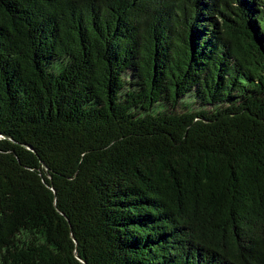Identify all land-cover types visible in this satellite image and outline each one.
I'll list each match as a JSON object with an SVG mask.
<instances>
[{
    "label": "trees",
    "instance_id": "obj_1",
    "mask_svg": "<svg viewBox=\"0 0 264 264\" xmlns=\"http://www.w3.org/2000/svg\"><path fill=\"white\" fill-rule=\"evenodd\" d=\"M0 264H264V0H0Z\"/></svg>",
    "mask_w": 264,
    "mask_h": 264
}]
</instances>
